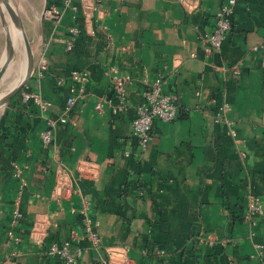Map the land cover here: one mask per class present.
Returning a JSON list of instances; mask_svg holds the SVG:
<instances>
[{"label": "crops", "instance_id": "obj_1", "mask_svg": "<svg viewBox=\"0 0 264 264\" xmlns=\"http://www.w3.org/2000/svg\"><path fill=\"white\" fill-rule=\"evenodd\" d=\"M225 1L100 0L89 17L49 0L59 21L44 10L29 16L37 49L23 91L50 106L19 94L0 116V264H65L45 250L67 241L83 250L77 264H264V214L246 219L250 194L264 209V0H239L222 47L209 53L202 38ZM112 67L134 78L133 106L144 78L162 75L177 96V118L156 120L144 150L132 135L134 110L96 109L115 101ZM62 180L72 193L59 200Z\"/></svg>", "mask_w": 264, "mask_h": 264}, {"label": "built area", "instance_id": "obj_2", "mask_svg": "<svg viewBox=\"0 0 264 264\" xmlns=\"http://www.w3.org/2000/svg\"><path fill=\"white\" fill-rule=\"evenodd\" d=\"M99 1L100 0H63V3L67 7L71 8V10L75 13H78V11L82 9L86 13V16L92 17L93 12H95L98 8ZM180 1L186 4L188 0ZM238 1L239 0H226L217 11L213 30L202 38V42L207 52L211 53L218 51L222 47L224 40L232 28V18ZM43 17L59 21L62 17V13L57 5H51L45 7ZM79 31V28L76 26L70 29L71 38L66 41L67 50H73L75 38L79 34ZM46 69L47 60L42 57L36 70L43 72ZM72 75L74 78L84 77L81 72L77 71H74ZM109 75L111 78V86L114 92L115 101H99L96 104V109L103 110L106 107L105 105L109 104V107H111L112 112L115 115L134 110L135 115L131 120L132 135L138 140L140 148L144 150L148 147L150 141L152 140V130L156 120L171 122L177 118L179 113L177 96L175 93L167 92L164 89L165 82L162 75H159L154 80L144 78L141 80V84H143L141 98L139 102L133 106L129 100L127 89L128 86L133 83L134 78L129 74H122L116 67L110 68ZM22 98L25 102H33L41 110L50 106V102L44 99L39 93L22 91ZM68 102L72 104L74 102V98H69ZM221 119L222 116H218L217 121ZM55 126L56 122L49 120L47 128L41 131L40 136L44 145L47 146L52 142L53 130ZM232 133L235 134L233 130ZM59 166L62 171H65L66 167L62 163ZM56 188L59 200L69 197L72 193L71 186L65 184L63 180L56 184ZM263 214L264 209L260 199L257 196L250 194L246 219L251 221L252 217L257 215L261 216ZM12 215L13 220L11 226L15 227L17 225L16 222L18 221V218L21 217V214L15 207ZM251 223L256 224V221L252 220ZM85 232L86 238L92 246L96 247L99 245V236L96 226L93 223H88L85 226ZM9 233L10 236L14 235L13 230ZM114 245L119 246L120 244L114 242ZM262 247V244H256V248L259 251ZM124 248L127 249L126 246H124ZM45 252L50 256H59L63 259L65 264H77L83 250L80 247L73 249L72 242L67 241L63 244L53 243L45 250ZM102 264H113V262L104 258ZM121 264L129 263L126 261Z\"/></svg>", "mask_w": 264, "mask_h": 264}, {"label": "bare ground", "instance_id": "obj_3", "mask_svg": "<svg viewBox=\"0 0 264 264\" xmlns=\"http://www.w3.org/2000/svg\"><path fill=\"white\" fill-rule=\"evenodd\" d=\"M10 8L18 14V11L14 9L16 8L15 0H0V17L4 20V23H6V27L8 28V31L6 30L8 39L5 50V61L6 63H9V65L7 64L2 67L0 72V106L2 105L1 101L15 91L25 80L29 64L22 31L15 22ZM18 53H21L23 56L20 61L21 63L16 64Z\"/></svg>", "mask_w": 264, "mask_h": 264}, {"label": "rangeland", "instance_id": "obj_4", "mask_svg": "<svg viewBox=\"0 0 264 264\" xmlns=\"http://www.w3.org/2000/svg\"><path fill=\"white\" fill-rule=\"evenodd\" d=\"M48 1L49 0H15L16 8H14V9L18 11V15L24 24L26 34H27L28 39L31 43V48H32L33 54H35L37 47L34 46L32 40L30 38L29 32H28L29 27H27V26H29L28 23H30L29 22V16L37 15L39 17V14L41 13V11L44 10V8L49 5ZM22 17L24 18V20ZM37 22L39 24L40 20L38 19ZM6 30L8 31V28L6 27V23H4V20H2L0 17V72H1L2 67L6 66L7 64L9 65V63H6V61H5V54H6L5 50L7 47V39H8ZM17 56H18V58H17L16 64H19V63H21L20 61H21L23 55L21 53H18ZM17 70H18V68H17ZM34 70H35V60H34ZM16 75H17V72H16ZM22 91H23V89H22ZM22 91L20 92L21 95H22ZM11 101H13V98L9 102L0 106V116L3 115V111L8 110L9 104L11 103Z\"/></svg>", "mask_w": 264, "mask_h": 264}, {"label": "water", "instance_id": "obj_5", "mask_svg": "<svg viewBox=\"0 0 264 264\" xmlns=\"http://www.w3.org/2000/svg\"><path fill=\"white\" fill-rule=\"evenodd\" d=\"M10 11L14 17L15 22L18 24V26L20 27V29L22 31V35L24 37V42L26 44V50H27V54H28V58H29V64H28V71H27V74H26L27 76H26L25 80L22 82L21 85H19L16 88L15 91H13L9 96L5 97L1 101L2 105L9 102L12 98H14L17 94H19L22 91V89L24 88V86L26 85V83L31 78V76L34 72V54H33L32 48H31V43H30L28 36L26 34L24 24H23V22H22V20L18 14H16L11 8H10Z\"/></svg>", "mask_w": 264, "mask_h": 264}, {"label": "trees", "instance_id": "obj_6", "mask_svg": "<svg viewBox=\"0 0 264 264\" xmlns=\"http://www.w3.org/2000/svg\"><path fill=\"white\" fill-rule=\"evenodd\" d=\"M19 94H20V93H19ZM19 94H17V95H18L17 97H19V96H20ZM30 103H31V105H32V103H33V102H30Z\"/></svg>", "mask_w": 264, "mask_h": 264}]
</instances>
